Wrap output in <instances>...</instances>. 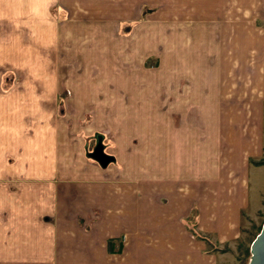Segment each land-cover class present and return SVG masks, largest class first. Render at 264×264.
<instances>
[{
	"label": "crops",
	"instance_id": "obj_1",
	"mask_svg": "<svg viewBox=\"0 0 264 264\" xmlns=\"http://www.w3.org/2000/svg\"><path fill=\"white\" fill-rule=\"evenodd\" d=\"M77 26L159 65L82 69L61 96L39 59ZM0 64L36 81L0 84V264H219L264 175V0H0Z\"/></svg>",
	"mask_w": 264,
	"mask_h": 264
},
{
	"label": "rangeland",
	"instance_id": "obj_2",
	"mask_svg": "<svg viewBox=\"0 0 264 264\" xmlns=\"http://www.w3.org/2000/svg\"><path fill=\"white\" fill-rule=\"evenodd\" d=\"M79 29V26L72 27L71 30L65 29L66 33L63 32L62 34H67V36L63 37L62 40L59 41V43H53L52 46L48 47L46 53L49 60H45V57H43V59H39L40 63L43 66H45L48 70H51L52 74L49 78L50 86L56 85V87L58 88L57 91L61 96L69 95V91L67 90V88L70 83H77L78 75L81 76V72L78 71H82V69H84L83 71L85 74L86 71L89 73V77L92 82L101 83L103 80L100 81L99 77H101L100 71H103L102 69L100 71H97V69L103 67V65H105L106 67L109 66L110 69H114L116 71H119L121 69L129 70L131 68H134L133 66H142L143 68H149L157 67L159 65L157 59L148 58L141 60V62L137 61L136 63L131 64L125 63V67L123 66V68L122 64H120V59L117 56L118 52H112V47L114 48L115 44H117L118 38L119 41L123 42V39L121 37L124 36V33L121 32V29L120 31H118L116 28L95 27L94 31L96 32L98 38L94 37L92 41L85 42H83L85 40L84 36H78L77 38H75L74 36V32L78 31ZM87 50H93L92 52L94 53L95 51H98L99 53H104L105 51V55H102L103 57H85V52ZM34 81L35 77H33L32 75H25L21 73V71H14L12 68L7 67L5 64H0V84H2L4 89H9L11 87L22 88L19 87V84H28L31 82L33 83ZM3 88H0L1 94L5 93ZM56 102L57 101H55L54 104L49 101V106H47V108L45 109L46 112H48V118L53 121L55 119L54 116L56 115L58 120L60 118L62 119L59 120L62 122V125L66 122V127L74 131L76 127L75 122H72L70 116L73 117L77 115L76 108H67L63 105V103L60 106V102L58 105L56 104ZM30 110L32 111V108H30ZM109 110L111 111L112 108H109ZM93 111L94 112H92V115H86V111L83 110L82 113H78V116H90L91 119L89 117L88 118L91 121L94 119L93 115H95V110ZM47 119L46 122H48ZM36 127H38V125L34 124L33 119H30L29 122H27L26 128L35 130ZM91 144L92 143L90 141L89 145ZM263 179L264 175L261 174V182L258 184V188H252V197L256 198L252 202L250 208L247 210V215L245 214L240 236L233 244L224 245L219 249L221 250L219 251L221 255L219 264H248V249L250 247V244L256 237L259 228L264 222V185H262L264 184Z\"/></svg>",
	"mask_w": 264,
	"mask_h": 264
},
{
	"label": "water",
	"instance_id": "obj_3",
	"mask_svg": "<svg viewBox=\"0 0 264 264\" xmlns=\"http://www.w3.org/2000/svg\"><path fill=\"white\" fill-rule=\"evenodd\" d=\"M92 159L96 160L101 166H105L111 158L103 154L101 136H96V146L91 154ZM248 264H264V222L259 233L250 244V259Z\"/></svg>",
	"mask_w": 264,
	"mask_h": 264
},
{
	"label": "trees",
	"instance_id": "obj_4",
	"mask_svg": "<svg viewBox=\"0 0 264 264\" xmlns=\"http://www.w3.org/2000/svg\"><path fill=\"white\" fill-rule=\"evenodd\" d=\"M260 229H261V227L259 228L258 233H259ZM212 250H213V252H219V251H221V250H219L218 248H215V247ZM248 254H249V259H250V247L248 249Z\"/></svg>",
	"mask_w": 264,
	"mask_h": 264
},
{
	"label": "flooded vegetation",
	"instance_id": "obj_5",
	"mask_svg": "<svg viewBox=\"0 0 264 264\" xmlns=\"http://www.w3.org/2000/svg\"><path fill=\"white\" fill-rule=\"evenodd\" d=\"M94 140H95L94 146H93V148H92V150H91V152H90L89 154H91V153H92V151H93L94 147L96 146V138H95Z\"/></svg>",
	"mask_w": 264,
	"mask_h": 264
}]
</instances>
